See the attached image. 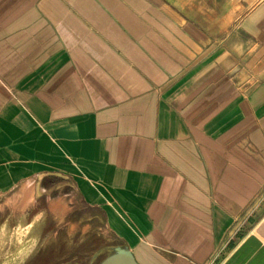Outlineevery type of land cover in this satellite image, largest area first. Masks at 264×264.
I'll return each mask as SVG.
<instances>
[{
    "label": "crops",
    "instance_id": "obj_1",
    "mask_svg": "<svg viewBox=\"0 0 264 264\" xmlns=\"http://www.w3.org/2000/svg\"><path fill=\"white\" fill-rule=\"evenodd\" d=\"M2 215L52 264H264V0H0Z\"/></svg>",
    "mask_w": 264,
    "mask_h": 264
},
{
    "label": "rangeland",
    "instance_id": "obj_2",
    "mask_svg": "<svg viewBox=\"0 0 264 264\" xmlns=\"http://www.w3.org/2000/svg\"><path fill=\"white\" fill-rule=\"evenodd\" d=\"M29 221L19 215L0 216V264H52L51 260L35 258L46 234L42 233L40 224ZM65 253L54 264H96L101 259L93 249L87 251L85 257H77L76 250Z\"/></svg>",
    "mask_w": 264,
    "mask_h": 264
},
{
    "label": "water",
    "instance_id": "obj_3",
    "mask_svg": "<svg viewBox=\"0 0 264 264\" xmlns=\"http://www.w3.org/2000/svg\"><path fill=\"white\" fill-rule=\"evenodd\" d=\"M100 264H138V263L135 261L134 257L131 254L123 253L121 255L109 258L108 260H105Z\"/></svg>",
    "mask_w": 264,
    "mask_h": 264
}]
</instances>
